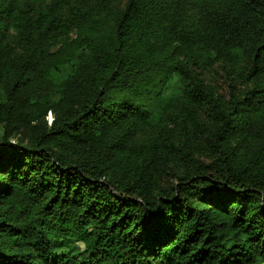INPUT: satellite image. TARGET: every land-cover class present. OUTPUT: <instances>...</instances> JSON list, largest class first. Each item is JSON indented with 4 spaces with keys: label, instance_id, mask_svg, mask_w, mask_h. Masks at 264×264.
Here are the masks:
<instances>
[{
    "label": "trees",
    "instance_id": "trees-1",
    "mask_svg": "<svg viewBox=\"0 0 264 264\" xmlns=\"http://www.w3.org/2000/svg\"><path fill=\"white\" fill-rule=\"evenodd\" d=\"M0 264H264V0H0Z\"/></svg>",
    "mask_w": 264,
    "mask_h": 264
},
{
    "label": "rangeland",
    "instance_id": "rangeland-1",
    "mask_svg": "<svg viewBox=\"0 0 264 264\" xmlns=\"http://www.w3.org/2000/svg\"><path fill=\"white\" fill-rule=\"evenodd\" d=\"M50 118V120H52V117H49Z\"/></svg>",
    "mask_w": 264,
    "mask_h": 264
}]
</instances>
